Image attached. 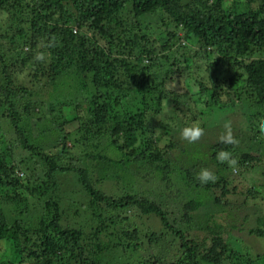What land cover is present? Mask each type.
I'll list each match as a JSON object with an SVG mask.
<instances>
[{"label": "trees", "instance_id": "trees-1", "mask_svg": "<svg viewBox=\"0 0 264 264\" xmlns=\"http://www.w3.org/2000/svg\"><path fill=\"white\" fill-rule=\"evenodd\" d=\"M0 13L9 16L6 27H0V264H106L109 250L135 252L131 264H264V253L250 256L237 250L238 240L231 236L238 229L234 220L228 221L255 208L257 192L230 191L232 168L215 159L217 152L228 151L237 160L235 168L246 170L264 159L243 150L248 148L242 146L245 137L255 141L250 121L229 124L237 141L232 145L219 142L226 130L218 125L224 133L210 142V153L199 161H191L195 143L178 135L180 140L164 149L162 140L174 135L173 123L162 120L165 103L188 96L172 90L176 75L180 82L194 81L200 95L209 99L211 112L218 104L229 111L238 100L239 106L248 104L251 121L263 113L264 0H0ZM154 23L159 25L156 31ZM23 47H29L28 53ZM38 54L45 59L35 60ZM17 58L28 64L22 67L25 78L9 72ZM223 72L228 77H221ZM64 78H71L72 90L80 94L83 104L77 107H85V114L78 110L75 117L73 142L84 149L78 158L66 144L72 135L63 130L69 121L62 114L45 131L59 142L55 154L45 149L50 141H35L32 131L39 126L31 125L28 115L34 113L24 100L36 93L34 88L47 92ZM39 115L38 123L44 120ZM102 147L108 155L99 151ZM67 157L70 165L63 162ZM76 162L80 166H73ZM118 165L141 170L150 191L119 197L97 189L121 172ZM205 167L215 173V183L202 185L196 179ZM58 176L75 180L87 199L89 222L79 225L76 211L70 218L63 209ZM158 184L170 191L177 185L186 190L189 199L181 221L169 223V213L156 199ZM232 195L242 199L230 200ZM117 208H134L137 218L160 222L159 233L143 236L153 245L151 253L142 250L144 241L138 244L140 234L132 224L107 216ZM198 215L196 227L203 236L190 239L181 223L187 226ZM255 220L257 226L247 233L264 238V222ZM167 235L179 245L175 254L164 240ZM115 261L108 264H122Z\"/></svg>", "mask_w": 264, "mask_h": 264}, {"label": "rangeland", "instance_id": "rangeland-1", "mask_svg": "<svg viewBox=\"0 0 264 264\" xmlns=\"http://www.w3.org/2000/svg\"><path fill=\"white\" fill-rule=\"evenodd\" d=\"M241 1H245V0H241ZM7 18H9L8 15H6L5 13H0V27L2 28L6 27V25L8 24ZM152 27L154 28L153 30L156 31L159 28V25L154 23V25L152 24ZM28 48L29 47H23L22 51L28 53L29 51ZM19 51H21L20 48L18 49L17 52ZM262 56H264V53ZM21 59L17 58V61L12 60V63L9 65L8 69L11 74L17 76V73L19 72V74L21 73L20 77L25 78L26 69H23L22 67L27 66L28 64H25L24 61H22ZM221 77H228V75L223 72L221 73ZM179 78H180L179 76L177 75L175 76L174 82L172 84V90L176 91V93L179 96H184V95H188V96L180 97V100L174 102L165 103V107H164L165 111L162 114L163 115L162 120L167 121V123L169 122L173 123L170 130L174 135L172 137H170V135L163 137L162 140L164 143V147H166L164 149H167L170 143H174L180 140V137H178V135L180 134L175 135V133H180V131L184 127H190L194 123L198 124L201 128H205V129H203L204 132L203 135L200 137V139L194 142L195 145L193 147V154L191 156V161H199L205 157L207 152L210 153V150L208 151V146L210 145V142L211 143L216 142L217 139L219 138V135L224 133L220 130L219 126H223L222 124L225 125L227 120H228V124H230L232 123V121L239 119V121L248 120L247 121L248 124L250 121L249 125L251 129V133L253 137H255V141L252 140L251 143L247 140L248 137H245L244 139L245 144H242V146L243 148L248 146L249 149L246 148L243 150L245 151L247 150V152H249L250 155L253 156L259 155V157L264 158V133L261 132V129L264 128V116H262V114H264V110L263 113L260 114L258 118L251 121L250 119L251 114L248 109V104L247 103L243 105L241 104V106H239L240 105V104L238 105L239 101L233 100L232 103L230 104L229 102V104L237 105V106H233L231 110L227 111L226 109L222 108L220 104H218V106L213 109V112H211V110L207 108L209 99L204 98L203 96L200 95L201 93L199 92L198 86L194 83V81L189 78L186 82L185 81L180 82ZM72 87L75 88V83L73 82V80L71 78L69 79L64 78L63 80H60V85L57 86L55 89H50L46 92V91H41L38 88H34V90H36V93L32 95V97L29 96V98L24 99L31 104L32 112L34 113L32 115H30L31 113L28 115L30 118L31 125L33 126V124L36 123L37 128L39 126L38 130H35V126H34V129L32 131L33 137L36 138L35 141L39 140L40 144H42L43 140L44 143H46L47 140L50 141L49 145L45 147L47 153L50 155L55 154L56 152L55 148L59 142L56 140L54 141L55 138L47 137V133H45V131L48 130L49 123L57 119L58 114H62L63 118L69 121L68 124L64 125L63 130L64 132L71 133L72 135V140L70 138V140H68L66 144L69 147L71 153H74L73 157L78 158L81 157L83 154L82 150L84 149L81 148L82 146L79 147L73 142V140L76 137V130L78 128V122L77 120H75V117H77L78 110H81L80 115H84L85 107H77L78 104L79 106H81L83 103L82 101L78 102L80 94L78 93L77 90H72L73 89ZM225 103H228V101H226ZM51 108H54V112L50 113ZM261 111L262 110L257 109L256 113ZM38 113H40L44 118L43 120L41 115H39V117L42 119L40 120L41 121L40 123H38V121L35 120ZM26 115L27 114H22L21 116L25 117ZM229 119H232L231 122H229ZM21 125L24 127L23 123H21ZM22 126L21 128H23ZM215 126L218 127L215 128ZM154 133L156 134L155 131ZM41 134H44L45 136L39 137V135ZM61 136L62 135L58 133V139ZM8 137L11 138L12 140L14 139L13 135H9ZM72 146H75V148H71ZM99 151L102 154H106V155L109 154L107 152V149L103 147L99 149ZM17 153L19 156H21L22 152L21 150H18ZM110 157L115 159L114 156H110ZM263 160L264 159L253 162L252 164H250L248 170H246L245 167L241 166L240 168H235V169L232 168V171L229 172V174L233 175L232 178L233 183L228 186V189L230 191L234 187L238 189L240 192L246 189L249 190V192L253 190L256 191L258 195V201H256L257 203L255 205H253L254 207L256 206L255 208L252 209L246 208L245 210H243L240 216L241 218L238 217L236 214L235 216H231L228 219V221L234 220L233 226H237L238 229V231L233 232L232 234L233 236H231L232 240L233 238L238 240L237 242L238 244L236 247L237 250L243 253L248 251L250 253L249 254L250 256H256L257 254L264 253V238L258 239L252 235H248L247 233L248 229L257 226L255 219L261 218L262 221L264 222V165H263L264 162ZM63 162L65 164L69 163L70 165L71 160L68 159L67 157V159H65ZM76 165L77 162L73 164V166ZM78 166L80 165H77L76 167ZM115 167H118V169H120L121 172H118L117 170L116 173L112 174L113 181L106 180L102 184H99L97 186V189L105 191L106 193H109L112 196H119V197L124 196L126 192H128L127 194L133 195L136 193H140L141 190L144 191V189L150 191V189L148 188L150 186L146 184V181L141 180L139 174V171L141 170H137L134 167H130L126 169L125 166L122 165H118ZM125 170L128 171L126 172ZM96 174L99 178L102 176L101 173L96 172ZM234 176L237 177L238 180H235ZM93 177L94 179L96 178L94 174ZM57 178L59 179V182L63 183L61 187L62 193H60L62 200L64 199L63 209L66 210L70 218H72L71 217L72 211L73 212L76 211L75 213L78 214L77 216H75V220L77 224L81 225L84 222H89L91 220L90 214L86 212V208H85L87 199L82 195V193H80V188L77 187L78 185H76L75 180L72 179L70 176L64 177L65 179L63 180H61V176H58ZM154 190L157 191L156 193L157 201L160 202L162 204L163 209L169 213V217H170L169 223L171 224L174 219L177 221H181L183 218L182 206L189 199V197L186 196V190L183 188V186L181 185L180 187L177 185L174 187L173 191H170V189L166 190L164 188V185L158 184V186H156ZM231 197L232 198H230V200H234L235 198H238L240 200L242 199V196L239 197V195L238 196L232 195ZM78 202L82 203L84 206L76 207L75 203L77 204ZM249 206H252V204H250ZM108 212L109 213L107 214V216L111 215L112 219H116L117 217L124 218L126 221L125 225L132 224L134 226V229H136V231L140 234L138 241L139 245H141V243L144 241L143 236L146 235L147 232L159 233L160 230L162 229V227L160 226V222L157 221V219L155 218H151V217L137 218L138 215L136 214L137 212L134 210V208L133 209L127 208L124 210L117 208L115 210ZM198 218L199 215L193 216L194 221H192V223L187 224V226L181 223L180 229L183 230L189 236L190 239L195 238L196 240H199V238L203 236V231L196 227V222ZM164 240L171 242L170 250L172 251H170V254L171 253L175 254V250H177L179 246L175 238L167 235V237H165ZM147 244H148L147 241L143 242L142 250L145 251L149 250L151 253V247L153 245H147ZM1 247L2 246L0 245V248ZM2 251L3 249H0V252ZM137 253L138 254L141 253V249L137 251ZM132 255L135 256V252L129 253L128 255L122 252L119 253L118 250L117 251L109 250L105 253V257L103 259H106L105 260L106 264L110 263V261L115 263L116 259L119 263L131 264L133 262V259H131ZM167 262L168 260L165 258V263Z\"/></svg>", "mask_w": 264, "mask_h": 264}, {"label": "clouds", "instance_id": "clouds-1", "mask_svg": "<svg viewBox=\"0 0 264 264\" xmlns=\"http://www.w3.org/2000/svg\"><path fill=\"white\" fill-rule=\"evenodd\" d=\"M44 59L45 57L43 54H38L35 56V60L37 61H42ZM224 127H225L226 132L224 135H222L219 138V142L224 145H232V144L237 143V141L232 136L230 126L227 122L225 123ZM203 132L204 130L198 124L194 123L190 127H184L180 131V137L182 140L188 143H194L200 139V137L203 135ZM261 132L264 133V128L261 129ZM215 159L219 164H227L230 168H233V169H235L237 165V160L233 159L231 157V153L228 151L221 150L217 152ZM196 179L198 180L200 184L207 185L210 182L215 183L217 180V177L212 170L205 167V168H201L198 171L196 175Z\"/></svg>", "mask_w": 264, "mask_h": 264}]
</instances>
